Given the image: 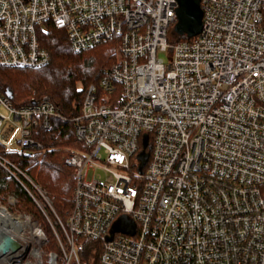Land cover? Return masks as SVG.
Returning a JSON list of instances; mask_svg holds the SVG:
<instances>
[{"label":"built area","instance_id":"built-area-1","mask_svg":"<svg viewBox=\"0 0 264 264\" xmlns=\"http://www.w3.org/2000/svg\"><path fill=\"white\" fill-rule=\"evenodd\" d=\"M176 8V0H0L1 66L49 62L37 36L46 21L66 30L75 52L114 45L73 119L84 148L64 157L74 172L65 222L55 197L5 154L40 148L35 136L49 117L64 118L45 97L15 107L0 92V165L37 203L58 246L46 249L48 233L15 193L0 195L19 226L0 238V264H79V238L100 241L101 264H264V0H201V32L170 44ZM4 128L18 129V149L3 141ZM122 220L132 233L107 240Z\"/></svg>","mask_w":264,"mask_h":264},{"label":"trees","instance_id":"trees-1","mask_svg":"<svg viewBox=\"0 0 264 264\" xmlns=\"http://www.w3.org/2000/svg\"><path fill=\"white\" fill-rule=\"evenodd\" d=\"M37 36L41 47L49 53V62L38 67L0 65V92L6 94V90H10V100L15 107L33 106L45 97L64 119L49 117L48 129L35 136L40 148H32L25 153L5 154L55 197V209L65 219L72 208L74 172L71 166L64 163V157L70 150L84 148L76 137L73 119L81 113L86 88L92 83L99 85L103 71L114 61V45L107 42L75 52L66 30L56 27L51 21L37 26ZM173 39L192 40L175 31ZM167 41L172 42L168 35ZM144 146L149 147L148 139L141 142V148ZM0 150L5 152L1 142ZM11 192L17 195L18 209L30 214L48 233L50 241L46 249H57L37 203L21 183L9 176L0 165V195L7 196ZM101 246L100 241L79 238V264H101Z\"/></svg>","mask_w":264,"mask_h":264},{"label":"water","instance_id":"water-1","mask_svg":"<svg viewBox=\"0 0 264 264\" xmlns=\"http://www.w3.org/2000/svg\"><path fill=\"white\" fill-rule=\"evenodd\" d=\"M176 21L174 23V30L178 35H186L192 38L199 34L202 30V16L201 0H176ZM6 95L11 98L10 90H6ZM35 102H33L34 104ZM141 165L145 164L147 160V154L142 152L140 155ZM115 231L132 233L131 229L125 225L122 221L114 223L110 235L107 240H111ZM17 249L18 243L11 242Z\"/></svg>","mask_w":264,"mask_h":264},{"label":"rangeland","instance_id":"rangeland-1","mask_svg":"<svg viewBox=\"0 0 264 264\" xmlns=\"http://www.w3.org/2000/svg\"><path fill=\"white\" fill-rule=\"evenodd\" d=\"M174 29V24H172L171 26H170V28H169V33H168V36H170V38L172 39V42H169L170 44H172L173 42H176V40L175 39H173V37H174V31L175 30H173ZM170 54H171V52H170V50H168V51H166V52H162V53H160V56L165 60V62H168L169 61V58H170ZM8 131H9V128H4V129H2V133H3V141L5 142V143H11V147L13 148V149H18L19 148V146H18V143L16 142V137L18 136V129H15L14 131H12V132H10L9 134H8ZM27 152H29V151H27ZM40 184V183H39ZM41 185V184H40ZM3 204H6V202H4ZM58 213V212H57ZM58 215H59V213H58ZM60 216V215H59ZM60 218L62 219V221H66V218L65 219H63L61 216H60ZM47 221V220H46ZM47 223H48V221H47ZM48 225H49V223H48ZM49 227H50V225H49ZM50 230H51V233H52V237H53V232H52V229H51V227H50ZM54 238V237H53ZM56 243V242H55ZM57 245V244H56ZM57 248H58V246H57ZM74 262H75V260H73L72 262H71V264H74ZM75 264H76V262H75Z\"/></svg>","mask_w":264,"mask_h":264},{"label":"bare ground","instance_id":"bare-ground-1","mask_svg":"<svg viewBox=\"0 0 264 264\" xmlns=\"http://www.w3.org/2000/svg\"><path fill=\"white\" fill-rule=\"evenodd\" d=\"M16 222H11V216L8 211L0 207V238H6L11 235L14 231H18Z\"/></svg>","mask_w":264,"mask_h":264}]
</instances>
